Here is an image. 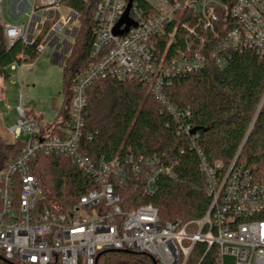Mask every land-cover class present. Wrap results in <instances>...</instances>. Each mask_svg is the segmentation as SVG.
<instances>
[{"label": "built area", "instance_id": "2783aa9c", "mask_svg": "<svg viewBox=\"0 0 264 264\" xmlns=\"http://www.w3.org/2000/svg\"><path fill=\"white\" fill-rule=\"evenodd\" d=\"M1 2V1H0ZM63 0H15L14 18L30 11L20 26L4 23L8 46L22 41L56 46L63 65L71 43L56 36L78 13ZM134 0L130 18L136 24L124 34L115 29L129 0H101L94 11V61L75 79L70 119L61 134L42 129L23 105L13 126L15 139L28 134L21 154L0 177V256L7 264H97L104 250L149 253L157 264H264V181L237 165L224 169L210 163L198 147L191 111L174 106L165 89L174 78L212 64L224 66L233 52L254 51L264 57V0ZM71 12L65 16L62 8ZM41 16H40V15ZM48 22L52 25L44 34ZM78 27L66 29L71 35ZM125 28V25L121 29ZM176 44L175 52L171 46ZM21 59L24 55L20 56ZM24 62L10 65L20 69ZM139 80L173 115L178 133L190 136L198 151L210 205L203 217L163 221L153 204L126 211L116 184L127 186L129 168H148L144 193L154 195L161 175L171 170L156 156L132 154L107 161L81 151L89 87L99 79ZM88 140L93 133H87ZM63 154L86 176L90 190L67 211L40 210L43 189L32 173L37 152Z\"/></svg>", "mask_w": 264, "mask_h": 264}, {"label": "trees", "instance_id": "16d2710c", "mask_svg": "<svg viewBox=\"0 0 264 264\" xmlns=\"http://www.w3.org/2000/svg\"><path fill=\"white\" fill-rule=\"evenodd\" d=\"M1 1V0H0ZM101 0H63L78 13L79 34L63 63L64 106L55 122L41 123L51 134H61L70 119L75 79L94 61L92 55L94 11ZM146 7V0H135ZM48 22L44 34L50 29ZM40 40V39H39ZM39 40L33 45L22 41L8 46L0 12V76L8 79L15 61L30 63L39 55ZM176 44L171 46V51ZM24 55L21 59L20 56ZM170 102L180 110L189 109V121L197 128L199 149L212 164L224 169L237 157V165L248 169L257 181H264V57L251 50L233 52L224 66L212 64L199 71L174 78L166 87ZM87 116L81 151L95 161H107L132 154L156 156L171 170L161 175L154 195L144 193L148 168L130 167L127 186L116 184L124 210L153 204L163 221H184L204 216L209 205L205 177L199 166L198 151L190 146V136L178 133V124L139 80L99 79L87 91ZM33 117L41 122L42 117ZM93 133V139L86 138ZM26 140L12 142L0 136V177L7 164L17 158ZM43 196L40 210L67 211L90 190L86 176L63 154L37 152L31 162ZM0 182V192H1ZM1 208V201H0ZM127 249L104 250L97 264H154L146 252ZM0 264L4 263L0 256Z\"/></svg>", "mask_w": 264, "mask_h": 264}, {"label": "rangeland", "instance_id": "374dc122", "mask_svg": "<svg viewBox=\"0 0 264 264\" xmlns=\"http://www.w3.org/2000/svg\"><path fill=\"white\" fill-rule=\"evenodd\" d=\"M14 2L15 0H1L0 12L3 21L13 26H20L27 21L31 10L22 12L16 19L11 14ZM62 12L67 16L71 10L64 7ZM74 27H78L75 33L71 35L65 33L66 29ZM66 29L56 36L60 42L66 40L73 45L74 39L79 34L78 20ZM57 50L56 46H46L34 61L22 64L17 70L10 67L8 79L0 76V136L3 140L7 142L15 140L12 128L20 118L18 109L20 105L24 106L30 118H34L33 112L36 116H41V123L45 125L58 117L64 106L65 94L63 66L53 61ZM27 138L28 134L23 132L21 139L25 141Z\"/></svg>", "mask_w": 264, "mask_h": 264}, {"label": "water", "instance_id": "95a60500", "mask_svg": "<svg viewBox=\"0 0 264 264\" xmlns=\"http://www.w3.org/2000/svg\"><path fill=\"white\" fill-rule=\"evenodd\" d=\"M134 0H129V3H128V6H127V9L124 13V15L122 16L120 22L117 24L116 26V29H115V33L116 34H124V33H127L130 29L131 26H136V24L133 22V20L130 18V10L132 8V4H133ZM125 25V28L121 29V27ZM197 128H194L192 133H196L197 132ZM126 252H131L130 250H124ZM101 254H99L97 256V260H99ZM154 261V264H157L156 263V260L153 259Z\"/></svg>", "mask_w": 264, "mask_h": 264}, {"label": "crops", "instance_id": "0c3cea01", "mask_svg": "<svg viewBox=\"0 0 264 264\" xmlns=\"http://www.w3.org/2000/svg\"><path fill=\"white\" fill-rule=\"evenodd\" d=\"M3 22H5V21H3ZM53 61H54V62H57L60 66H62L61 58H60V56L58 55L57 52L54 54ZM56 119H57V118H55V120H56ZM53 122H55V121H53ZM53 122H50V123H53Z\"/></svg>", "mask_w": 264, "mask_h": 264}]
</instances>
